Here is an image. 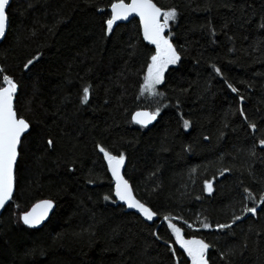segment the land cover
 Here are the masks:
<instances>
[{"label": "trees", "instance_id": "1", "mask_svg": "<svg viewBox=\"0 0 264 264\" xmlns=\"http://www.w3.org/2000/svg\"><path fill=\"white\" fill-rule=\"evenodd\" d=\"M112 2L10 0L7 7L0 86L3 75L16 82L14 108L30 129L0 215V264H190L165 216L185 239L210 245L209 264H264V0H153L177 12L165 35L172 33L181 57L154 95L141 85L155 46L136 18L104 35ZM140 108L159 109L153 124L132 122ZM97 144L124 154L123 174L156 213L151 221L115 199ZM41 198L56 206L40 228L16 220L15 205L26 210ZM234 216L241 219L232 223Z\"/></svg>", "mask_w": 264, "mask_h": 264}, {"label": "snow or ice", "instance_id": "2", "mask_svg": "<svg viewBox=\"0 0 264 264\" xmlns=\"http://www.w3.org/2000/svg\"><path fill=\"white\" fill-rule=\"evenodd\" d=\"M9 0H0V36H3L6 31L7 22V5ZM110 16L103 21L105 26L104 35H108L116 22L128 19L131 15L139 17V24L143 34V39L149 44L155 46V52L149 57V63L144 76V83L141 85V92L146 91L149 95L155 93V85L161 83L164 78L165 70L169 65H176L180 60V55L176 48L169 40L172 35L169 32L165 35V29H168L170 21H175L177 12L174 8L163 9L158 7L153 0H113L110 4ZM37 57L28 60L24 65L27 69ZM218 75L221 74L220 69L212 66ZM3 70L0 69V72ZM227 84L228 82L225 81ZM228 87L233 93H237L238 89L228 84ZM18 91V85L9 75H3L2 86H0V207L5 205L13 193L14 183V165L18 158V145L22 142V137L30 129V123L22 116H18L14 108V95ZM81 103L89 100L90 87L85 86L82 89ZM239 99L243 101L244 97L240 96ZM156 111H140L133 114V121L141 126L149 124L152 120L156 119ZM240 115L246 118V113L240 110ZM183 127L188 129L189 121L183 120ZM249 128L256 129L255 123H249ZM48 145L53 146L54 142L49 139ZM261 146H264V139L259 141ZM96 147L99 152L103 154L104 160L107 162L108 171L111 173L115 181L114 196L118 201L123 202L129 209H135L145 219L151 221L156 213L148 206L138 200L132 192L129 182L121 175V165L124 164L125 156L123 153L120 155H113L103 146L97 144ZM71 170V169H70ZM227 171V169H225ZM91 182V181H90ZM204 191L212 192V182L206 180L204 183ZM244 192L247 193L245 199H252V193L249 189L245 188ZM109 195L104 196V200H109ZM260 200L264 201V193H261ZM264 206V205H262ZM54 207L52 200H43L34 204L32 209L20 215V220L29 227H34L48 215V211ZM39 210V211H38ZM257 207L243 208L244 213H250L253 216L257 215ZM240 216H234L232 223L240 220ZM164 220L167 221V226L175 237V242L183 249L190 264H209L206 253L210 247L203 239L195 237L185 239L182 235L181 228L177 227L171 222L169 217L165 216ZM191 227V225H189ZM201 227L208 229L211 227L208 223H201ZM217 229L230 228L231 224H217Z\"/></svg>", "mask_w": 264, "mask_h": 264}, {"label": "water", "instance_id": "3", "mask_svg": "<svg viewBox=\"0 0 264 264\" xmlns=\"http://www.w3.org/2000/svg\"><path fill=\"white\" fill-rule=\"evenodd\" d=\"M127 2H129V0L127 1ZM9 3H10V0H9ZM9 3H8V5H9ZM8 5L6 6V7H8ZM159 7V6H158ZM109 11H110V7H109ZM111 14V13H110ZM131 18H136L137 20H138V22H139V17H137V16H135L134 14L133 15H131L128 19H126V20H121V21H128V20H130ZM7 25H8V18H7V22H6V29H7ZM140 25V24H139ZM141 29V28H140ZM5 33H6V31H5ZM141 34H142V31H141ZM4 36H5V34L3 35V36H0V42L2 41V39L4 38ZM142 37H143V34H142ZM147 42V41H146ZM148 43V42H147ZM154 46V45H153ZM0 69H1V66H0ZM16 95V94H15ZM15 95H14V99H15ZM140 111H149V112H151L150 110H148V109H144V108H140V109H136L133 113H132V115H131V119H132V122L133 123H135V124H137L136 122H134L133 121V114L134 113H136V112H140ZM156 118H157V116H156ZM156 120V119H155ZM155 120H152L149 124H147V125H145V126H142V127H147V126H149V125H151V124H153L154 122H155ZM137 125H139V126H141L140 124H137ZM29 131V130H28ZM27 131V132H28ZM26 132V133H27ZM25 135V134H24ZM23 135V136H24ZM23 138V137H22ZM19 146H20V144L18 145V157H19ZM17 160H18V158H17ZM16 164H17V162H16ZM16 164L14 165V183H13V193H12V196H11V198L8 200V201H6L5 202V205L3 206V207H0V215H1V213H2V211H3V209H4V207L10 202V200L12 199V197H13V194H14V191H15V168H16ZM106 167H107V162H106ZM123 168H124V164L123 165H121V169H120V173H121V175L125 178V176H124V174H123ZM108 169V168H107ZM109 172V171H108ZM109 176H110V178H111V181H112V184H113V188H115V181H114V179L112 178V175H111V173L109 172ZM126 179V178H125ZM127 180V179H126ZM129 185H130V183H129ZM130 187H131V185H130ZM131 189H132V187H131ZM132 192H133V190H132ZM133 195H134V193H133ZM135 196V195H134ZM43 200H52V199H50V198H41V199H39V200H37V201H35L34 203H32L26 210H24L21 214H23L24 212H28V211H30L31 209H32V206L34 205V204H37L38 202H40V201H43ZM53 202H54V207L52 208V209H50L49 211H48V215L40 222V224H38V225H36V226H34V227H29V226H27V225H25L24 223H23V221L22 220H20V223L23 225V226H25V227H27V228H29V229H36V228H40L47 220H48V218L51 216V214H52V212L54 211V209H55V206H56V203H55V201L54 200H52ZM121 202V201H120ZM122 204H123V202H121ZM124 205V204H123ZM126 208H127V206L126 205H124ZM128 210H130V211H133V212H137L135 209H129V208H127ZM39 211V210H38ZM20 214V215H21ZM153 218H155V216L153 217Z\"/></svg>", "mask_w": 264, "mask_h": 264}, {"label": "rangeland", "instance_id": "4", "mask_svg": "<svg viewBox=\"0 0 264 264\" xmlns=\"http://www.w3.org/2000/svg\"><path fill=\"white\" fill-rule=\"evenodd\" d=\"M169 66H171V65H169ZM168 66V67H169ZM166 71V70H165ZM162 82V81H161ZM161 84V83H160ZM160 84H158V85H155V93H156V91H157V89H158V86L160 85ZM146 92V91H145ZM146 94L147 95H149L147 92H146ZM154 95V94H153ZM13 210H14V215H15V218H16V220L18 221V222H20V214L24 211V209L22 208V207H20V206H17V205H15L14 207H13Z\"/></svg>", "mask_w": 264, "mask_h": 264}]
</instances>
